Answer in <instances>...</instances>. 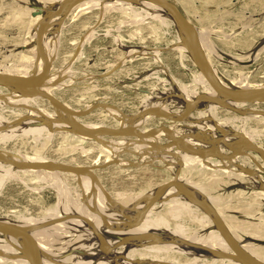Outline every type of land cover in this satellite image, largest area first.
<instances>
[{"label":"rangeland","instance_id":"obj_1","mask_svg":"<svg viewBox=\"0 0 264 264\" xmlns=\"http://www.w3.org/2000/svg\"><path fill=\"white\" fill-rule=\"evenodd\" d=\"M60 1L0 0V70L10 69L9 71L15 72V75L17 72L14 65H18L20 68H25L24 65H27L32 72L35 54L34 51H31L30 46L36 29V27L34 28L36 23L33 16L53 8ZM169 1L176 4L191 23L202 32L206 41L208 40L209 46L205 50L209 56L208 61L222 81L233 83L236 81V86L237 81L239 82L241 79L240 82H244L241 87L244 88L264 86V0ZM112 3L106 7H104L105 4L95 5L96 7L93 6L90 9L87 6V11L83 4L80 5L82 9L85 8V12L81 9L79 12L76 10L67 18L60 30L55 29L48 37H51L50 44L49 41H45L49 46H46L47 49H45L46 44L44 42V50L51 65L48 79L43 85L45 89L43 86L42 89L51 92L50 94L74 111H84L95 104L116 107V109L98 108L92 113L75 118L81 127L86 126L83 127L86 129H94L95 126V129L119 128L121 125L123 126V123H125L124 127L132 126L134 123V127H132L138 132H142L143 130L148 131L165 126L172 133L183 134L184 136H181L186 141L189 139V142L193 140V144L204 143L207 147L212 145L210 143L212 140L218 141L215 139H220L221 136L228 142H237L241 141L237 139L238 136L245 135L244 137L247 138V135H250L248 137L250 139L247 138L248 141L251 140L250 142L264 147V124L260 123V120L258 121L253 116L239 114L234 110H221L217 106L191 110L188 116L180 122H171L152 115L138 118L134 122H128L122 118L124 115L132 117L150 108L162 110L172 116H179L184 111V102L194 99L195 95L193 94L196 91L200 92L198 90L200 85L196 78V68L189 54H186L185 45H182L177 31L168 19L164 21L165 25L163 26L159 21L160 18L152 15L154 14L152 5H149L151 9L145 10L148 11L145 14L143 6L139 4L125 8L118 5L114 6ZM41 67L40 62L37 69ZM3 93L4 98L0 97V138L2 139L0 140V151L11 154L14 156V160H18H16L17 162H26L25 157H41L47 162L51 160L49 162L54 161L59 164L90 170L98 182L97 185L92 184L89 178L91 189L92 187L96 188V193L103 197L98 189V185H100L110 199L117 194H120L123 199H128L127 202H132V204L128 205V209L124 208L127 212H131L136 206H139L141 204L139 202L143 200L145 202L149 192L170 187L171 184L169 183L175 180L176 176L178 180L183 179L182 184L186 187L199 189L196 193L201 197L203 196L202 198L205 196L215 198V207L220 212L224 223L240 227L239 236L242 240L257 236L252 242L259 245L260 250L263 251L264 197L256 189L259 186L257 183L259 181L246 175L240 176L237 171L234 172L229 168L219 170L217 167L219 163L212 161H209L210 165L207 163H202L203 166L188 163L184 167L180 160L169 159L173 157L171 154H164L169 157L168 159L165 158L166 156L162 157L163 155L159 158L157 153L147 149L140 151L134 148L132 144L133 140H136L135 138L108 136L91 139L73 132L71 134L64 127L65 125L57 119V110L47 101L41 98H32L27 101L23 98V103H19L18 100L21 96L18 94L7 91V89H4ZM9 96L13 98H11L13 101L9 99ZM5 98L9 100H4ZM25 101L26 103H24ZM243 106V108H252L264 112V102L257 104L253 102ZM42 115H48V117L45 118ZM60 116L64 117L63 114ZM48 118H52V120L49 121ZM4 124L8 127H4ZM160 134H157L152 141L166 142V139ZM191 135L204 136L201 139L196 136L190 139ZM96 138L100 141L98 140V142ZM222 138L221 140H223ZM120 139L127 142L121 143L122 145L119 143L118 148L117 140ZM112 141L117 142L116 146ZM221 142L223 143V141ZM108 146L110 149H107ZM112 146L117 147V150L113 151V154H118L117 158H111L108 155ZM123 147H127V149L121 150ZM217 147L222 149L221 146ZM228 147L234 148L235 146ZM225 151L228 150L225 149ZM239 159L247 161V169L256 168L249 158ZM258 162H260L259 159ZM11 177L12 179L9 177L10 179H6L0 186V220L21 224L24 228H28L30 233L41 234L47 231L43 227H46L47 222L53 223V215L51 214L53 209L62 210L61 208H63L64 210L67 207L64 204L75 206L79 203L80 209L72 215L73 217L63 213L65 216L62 217L63 215L59 214L61 218L59 217L57 221L63 222L66 218L69 221L76 217V221L81 219L87 225H67V220H65L66 224L62 223L64 225H61L64 228L59 226L56 230L52 229L55 230L56 235L53 236V233L47 234L46 232L39 237L44 239L40 240L45 248L50 251V257L56 259L55 261L52 258L55 264H83L82 262L87 261L80 260V257L85 256L87 258L93 255L95 249L90 245L92 241L89 239V233L92 231L96 235L98 231L93 228L95 226L92 225L91 216H94V219L96 216L95 220L99 219L101 222L106 219L104 223L106 222V226L110 227L108 230H114L111 224L113 217H108L97 210L93 198H89L91 193H87L79 186L75 177L63 175L61 180L64 181V184L62 183L58 188L57 185L51 187L50 181H46V184L43 182L45 179L37 178L35 174L15 175V177L11 175ZM57 189L60 193L65 192L62 195L66 199V201L64 200L66 203L58 204L57 194L59 192ZM175 200L171 196L165 197L156 204L155 210L150 212L151 216L149 215L150 220L153 217L155 220L158 216L163 218L168 226L167 229L161 227L154 229L153 226H149L146 231H149V228L152 230L148 233L143 229L142 212L134 213L133 218L124 217V214L119 213L121 219L125 218L124 224H122L124 229L137 230L142 228V230H138L140 231L138 237L136 234H132L127 240L128 242H138L136 247H131V250L134 251L133 261L131 259L125 260L127 262L125 264L140 263V257L137 253L139 251L144 252L150 246L148 241L150 242L152 239L155 230L156 232L166 230L165 233H168L175 227L181 226L189 232L199 235L210 230L207 224L199 220L202 212L195 211L192 207V212H180ZM137 203L138 205H136ZM116 204L120 208L124 206ZM97 217L99 218L97 219ZM154 220L150 223L157 221ZM70 221L76 222L75 220ZM104 226H102V230L106 228ZM135 226L139 227L136 229ZM66 227L71 235L66 233ZM50 232L53 231L50 230ZM86 233L89 235L87 236ZM244 234L246 235L244 236ZM62 235H66L68 238ZM82 235L86 236L87 239L83 240L84 236ZM143 235L145 239L142 238ZM140 240L142 243L139 245ZM176 240L178 241V239ZM185 240L187 241L185 242ZM87 242L88 244H86ZM179 242L191 247L188 244L190 242L189 237L179 239ZM170 243L171 241L160 244ZM8 245L14 249L12 245ZM83 245L88 248H82ZM99 251L102 252V250ZM228 251L230 253L224 255L233 254L230 249ZM177 258V264H184L192 256L177 254ZM61 259L62 262H60ZM86 260L91 261L88 264L95 263L93 260ZM210 260L207 258V261ZM75 261L80 263H72ZM197 261L198 264L202 263L201 259ZM142 263L161 264L158 261H142ZM0 264L17 263L10 258L6 260L0 258ZM162 264L176 263L162 262Z\"/></svg>","mask_w":264,"mask_h":264},{"label":"bare ground","instance_id":"obj_2","mask_svg":"<svg viewBox=\"0 0 264 264\" xmlns=\"http://www.w3.org/2000/svg\"><path fill=\"white\" fill-rule=\"evenodd\" d=\"M96 2V3H95ZM112 2H116V3H112ZM88 3V4H87ZM110 3H112V5L114 4V6H116V5H118V6H121V7H125V8H131V6L132 5H137V4H139V5H141V6H143V9H144V11L145 10H147V9H151V7L149 6V5H152V4H150V3H147V2H139V3H137V4H129V3H122V2H117V1H104L103 2V0H89V1H84V2H82V3H80V4H78L75 8H74V10H72V12H71V14H73L76 10H78V12H79V10L81 9L82 11H84L85 12V10L87 11V8L89 7V9L90 8H92L93 6L94 7H96V6H99V5H101V4H105L104 5V7H106L108 4H110ZM143 3H145V4H143ZM83 4V6H85V10L84 9H82L81 7H80V5H82ZM148 4V5H147ZM58 5V2H57V4L53 7V8H50L49 10H53L56 6ZM96 5V6H95ZM88 6V7H87ZM153 7L152 8H154V10H153V12H154V14H152V15H155V17H157V18H160V22H161V24L164 26L165 24H164V21L165 20H167L168 19V21L169 22H171L172 24H173V26H174V28H175V30L177 31V34L179 35V38L181 39V41H182V45L184 46L185 45V50L187 51V48H186V43H185V40H184V38L182 37V35L180 34V32L178 31V29H177V27L175 26V24L173 23V21H172V19H171V17H170V15L168 14V12L166 11V10H164V9H162V8H159V7H157V6H155V5H152ZM48 11V10H47ZM81 12V11H80ZM147 12L148 11H145V14H147ZM82 13V12H81ZM42 14V13H41ZM41 14H38V15H35V16H33L34 17V19L33 20H35V26H34V28L37 26V24L39 23V21L41 20V17H42V15ZM70 14V15H71ZM78 14V13H77ZM143 17H145V16H143ZM55 21H58L57 19L55 20ZM38 22V23H37ZM55 28L56 27H52L51 28V30L52 31H54L55 30ZM196 28V27H195ZM36 30V29H35ZM35 30H34V34H33V37H32V44H31V46H30V49H31V51H34V35H35ZM198 32H199V30L196 28V33L198 34ZM201 32H199V34H200ZM198 34V35H199ZM49 35L50 34H47L45 37H44V42L47 40V41H49V40H51V37L50 38H48L49 37ZM203 36V35H202ZM203 39H205L204 37H203ZM202 39V40H203ZM44 42H43V46H44ZM208 42V40L206 41V42H204L205 44L202 46L203 47V49H205V47L208 49V46H209V42ZM45 49H47L46 48V46L47 47H49L48 45H47V43L45 42ZM49 44H50V41H49ZM52 48V47H51ZM51 48H49V49H51ZM181 48V47H180ZM183 49V48H182ZM186 54H188V51H187V53ZM51 57V56H50ZM51 59V58H50ZM55 59V58H54ZM25 60V59H24ZM49 61V60H48ZM41 62V60L39 61V63ZM50 62V61H49ZM39 63H38V65H39ZM41 64H42V62H41ZM38 65L36 66V69H37V67H38ZM50 65H51V63H50ZM3 66V65H2ZM24 66H26L25 68H20V67H18V65L16 66V65H14V67L16 68V72H17V74H15V75H18V76H25V75H29L30 74V72H31V70H29V67L27 66V65H24ZM23 66V67H24ZM42 68V67H41ZM41 68H39V69H37V71L39 72L40 70H41ZM12 69V68H11ZM10 70V69H9ZM8 69H1L0 70V73H4V74H12V75H14V73H12L11 71H9ZM213 70V72H214V75L216 76V78L218 79V81L220 82V83H222L224 86H226V87H228V88H230V89H244V87H241L243 84L242 83H244V82H240L241 81V79H240V81L238 82L237 81V83H236V86H235V82L233 83V82H226V81H222V79L217 75V73L215 72V70L214 69H212ZM196 71V78L198 79L197 81H198V83H199V91L201 92V94H207V95H214L213 94V92L211 91V89L209 88V86H208V84L206 83V81L204 80V78L200 75V73L197 71V70H195ZM49 76V75H48ZM48 79V78H47ZM47 81V80H46ZM49 81V80H48ZM228 81H232V80H228ZM45 83L46 82H44V84H42L40 87L42 88V86L43 85H45ZM52 85V84H51ZM198 85V84H197ZM238 85H239V87H238ZM247 85V84H246ZM260 87H263V86H260ZM43 88H44V86H43ZM255 88V87H254ZM6 90L7 89V91H11L10 89H8V88H5V87H2V86H0V97H3L4 95V93H3V90ZM45 89V88H44ZM47 91V90H46ZM48 92V91H47ZM200 92H198V91H196L195 92V94H193V95H195L194 96V98L197 96V95H199L200 94ZM10 93V92H9ZM15 93V92H14ZM51 93V92H50ZM10 94H12V93H10ZM15 94H17V93H15ZM12 95H14V94H12ZM11 96V95H10ZM9 96V99H11L12 97H10ZM16 97H17V95H15ZM15 97V98H16ZM191 97H193V96H191ZM4 98V97H3ZM8 98H5L4 100H9ZM13 99V98H12ZM11 99V100H12ZM18 99H19V96H18ZM26 98H24V100H25ZM32 99V98H31ZM58 99V98H57ZM2 100V99H1ZM14 100H17V99H14ZM23 98L21 97L20 98V100H18V102L20 103V102H22L23 103ZM30 100V99H29ZM13 101V100H12ZM27 101H28V99H27ZM32 101V100H31ZM254 102V104L255 103H262V102H264V99L263 100H256V101H253ZM253 102H251V103H253ZM1 103H2V101H1ZM24 103H26V101L24 102ZM28 103V102H27ZM250 104V103H249ZM4 105V104H3ZM51 105V104H50ZM95 105H98V104H95ZM236 105H241V104H238V103H232V102H224L223 104H220V105H217V104H214V103H209V102H201V103H199L198 105H196V106H194L191 110H193V111H195V110H198V109H201V108H206L207 106H217V107H219L221 110H225V111H228V109L229 110H234V111H236L237 113H239V114H241V112H239L236 108H235V106ZM243 105H245V104H243ZM52 106V105H51ZM94 105H92L91 107H93ZM53 107V106H52ZM91 107H89V108H91ZM53 108H55V107H53ZM88 108V109H89ZM98 108H109V107H98ZM98 108H96V109H98ZM56 110H57V108H55ZM88 109H86V110H88ZM95 109V110H96ZM113 109V108H112ZM150 109H153V110H155V111H162V110H158V109H155V108H150ZM86 110H84V111H86ZM94 110V111H95ZM93 112V111H92ZM92 112H90V113H92ZM163 112V111H162ZM58 113V112H57ZM61 115L63 114V113H61V112H59ZM117 113H119V112H117ZM190 113V112H189ZM188 113V114H189ZM60 114L58 115V114H56V116H57V119L59 120V122L61 123V119H63L64 117H65V115L63 114V116L64 117H61L60 116ZM120 114V113H119ZM149 115V114H148ZM42 116H44V115H42ZM60 116V117H59ZM121 117H122V115H120ZM144 116H146V115H144ZM144 116H142V117H144ZM188 116V115H187ZM45 118H47L48 117V115H46V116H44ZM129 117V116H128ZM261 117V116H260ZM260 117H258V118H260ZM38 118V117H37ZM56 118V117H55ZM54 118V119H55ZM75 118H80V117H74L73 119H74V122L78 125V126H80L76 121H75ZM122 118H124V119H126V116L124 115V117H122ZM121 118V119H122ZM139 118H141V117H139ZM52 120V118H48V120L49 121H51ZM53 119V120H54ZM56 119V120H57ZM120 119V118H119ZM138 119V118H137ZM136 119V120H137ZM1 120L3 121V119L1 118ZM33 120V119H32ZM128 122H131L129 119H126ZM125 120V121H126ZM260 121V123H263L264 124V118H263V116H262V118L261 119H259ZM141 121V120H140ZM26 122V121H25ZM32 122V121H31ZM114 122V121H113ZM118 122V121H117ZM171 122H173V121H171ZM180 122V121H179ZM54 123V122H53ZM61 124H63V125H65L64 123H61ZM120 124V123H119ZM124 124L125 123H123V126L121 125V127H124ZM133 125V127H134V123H132ZM138 124V123H137ZM174 124V123H173ZM176 124V123H175ZM5 125V124H4ZM3 125V126H4ZM131 125V124H130ZM136 125V124H135ZM177 125V124H176ZM175 125V126H176ZM8 127V125H5L4 127ZM21 126V125H20ZM131 126V127H132ZM178 126V125H177ZM59 127V126H58ZM61 127V126H60ZM59 127V128H60ZM64 127H66V130H68V131H70L71 132V134H72V132L73 131H71L70 130V128L67 126V125H65ZM81 127V126H80ZM83 127H86V126H82V128ZM96 127V126H95ZM95 127H94V129H95ZM99 127V126H98ZM127 127V126H126ZM132 127V129H134L136 132H138L135 128H133ZM24 128V127H23ZM27 128H28V126H27ZM89 128H90V126H89ZM138 128V127H137ZM62 129V128H61ZM84 129H86V128H84ZM92 129V128H91ZM98 129V128H97ZM156 129V128H155ZM10 130V129H9ZM16 130V129H15ZM62 130H64V129H62ZM151 130V129H150ZM143 131H145V132H143ZM142 132H138V133H141V134H145V133H147L148 131H146V130H143ZM171 131V130H170ZM240 132V131H239ZM10 133V132H9ZM73 133H75V132H73ZM159 133H161L160 135H161V137H163V138H165L166 140V142L168 141V137H167V134L166 133H164V132H162V131H158V132H156L154 135H156L157 136V134H159ZM5 134V133H4ZM77 134V133H76ZM79 135V134H78ZM160 135H158V136H160ZM170 135H174L175 137H178V138H180V139H182L183 141H184V143H186L187 145H189V146H192V147H194V148H204V147H207V145H205L204 143H202V144H200V143H198V144H193L192 142H193V140H191V142H189L190 140L188 139V141H186L181 135H183V134H178L177 135V133H172V131H171V134ZM81 136V135H80ZM155 136V137H156ZM184 136V135H183ZM186 136V135H185ZM197 137V138H199L200 137V139H201V137H203L204 135H191V137H189L190 139L191 138H193V137ZM245 135H243V137H244ZM84 137V136H83ZM95 137H108V136H95ZM95 137H93L94 139H95ZM154 137V138H155ZM248 137H250V135H247V138ZM74 138V137H73ZM118 138H120V137H118ZM121 138H131V137H121ZM221 138H222V136H221ZM221 138L220 139H215V140H218V141H213L212 140V142H210L212 145H210V146H215V147H217V146H221L222 147V149H220L219 147H217V148H219L220 150H222V151H225V149L226 150H231V149H233V148H229L228 146H235L234 148H236V147H240V146H243L244 145V142L243 141H237V142H233V141H231V142H228V141H226V140H224L223 138V140H221ZM80 139V138H79ZM92 139V138H91ZM93 139V140H94ZM116 139V138H115ZM136 140H133V147L134 148H136V149H138V150H140V151H144L145 149H147L148 151H150V152H153V153H157V156L160 158L162 155V157H164V156H166V155H164V154H166V153H168V154H171V155H173V157H168V156H166L165 158H169V159H173V158H175V161L178 159V160H180L181 162V164L184 166H187V164L188 163H196V164H199V165H202L203 166V164L202 163H207V164H209V161H212V162H217V163H219L218 164V166L217 167H219L218 169L219 170H223L224 168H229V170L230 169H232V170H234V172L235 171H237L238 173H239V175L240 176H244V175H246V176H249V178H254V180H257V181H260V182H257L258 183V185L260 186V184L259 183H261V186L259 187L258 185V187H256V189H258L259 190V194L260 195H262V197H264V173L261 171V170H259L255 165V167L259 170V171H261V172H259L256 168H254L253 170V174L252 175H247V174H245V173H243L242 171H240V170H237V169H235V168H233V167H231V166H229V164H228V162H226V161H224V162H221V161H219V160H216V159H214V158H212V157H210V156H208L207 154H204L203 156H195V155H193V154H190V153H188V152H183V151H181V150H179L178 148H176V147H167V148H164V149H160V148H156V147H152V146H149V145H147V144H144V143H142L139 139H137V138H135ZM152 139L153 138H146L145 139V141H146V143H156L157 145H160V144H163V143H166V142H157V140H156V142H154V141H152ZM159 139V138H158ZM195 139V138H194ZM207 140H208V138H206ZM237 139H238V137H237ZM248 139H250V138H248ZM0 140H2L1 138H0ZM96 140H97V138H96ZM99 140V139H98ZM97 140V141H98ZM209 140H211L210 138H209ZM219 140H221V141H223V143L221 142V141H219ZM232 140H234V139H232ZM100 141V140H99ZM98 141V142H99ZM160 141V140H159ZM163 141V140H162ZM197 141V140H196ZM198 141H199V139H198ZM202 141V140H201ZM204 141V140H203ZM202 141V142H203ZM251 141V140H250ZM113 143H114V141H112ZM118 142V143H117ZM117 142L115 141V146H116V143H117V145L120 143H125V142H127V141H125V140H122V139H120V140H117ZM194 142H195V140H194ZM205 142V141H204ZM208 142V143H209ZM113 143H112V145H113ZM207 143V142H206ZM254 143V142H253ZM122 145V144H121ZM127 145V144H126ZM131 145V144H130ZM228 145V146H227ZM106 146V145H105ZM111 146V145H110ZM110 146H108V148L107 149H110L109 147ZM114 146V145H113ZM112 146V148H111V150H110V153L108 154L109 155V157H111V158H117V153H114L113 154V151H115V149L117 148H115V147H113ZM124 146V145H123ZM209 146V145H208ZM258 147H260V148H262V149H264V147L263 146H260V145H257ZM122 147V146H121ZM113 148H114V150H113ZM118 148H119V145H118ZM123 149H127V147H123L121 150H123ZM117 150V149H116ZM108 151V150H107ZM106 151V152H107ZM103 152V151H102ZM112 153V154H111ZM105 154V153H104ZM144 154V153H143ZM167 154V155H168ZM0 155H2V159H0V186L2 185V183L7 179H12V177H11V175L12 176H14L15 177V175H26V174H35L36 176H37V178H43V179H45V181H43L42 179H39V180H42L43 182H45L46 183V181H50V184H48V185H50L51 187H54V185H57V188H58V186L59 185H62V183L64 184V181H62L61 180V177H63V175H70V176H73V177H75V180H76V182L79 184V186H81L87 193H91V197H89V198H93L92 200L94 201V205H95V207L97 208V210H99L100 211V213H103L104 215H106V216H108V217H113V219H112V223L109 221V224L111 223L112 224V226L114 227L113 229L114 230H108V228H110V227H108V225L106 226V222L104 223V221L106 220H104V219H102V220H104L103 222H101V221H99V217H97V219L98 220H95L96 219V216H95V219H94V216H91V218L92 219H94V220H92L91 219V222H92V225L93 226H95V227H93L92 225H90V226H92L94 229L96 228L97 230L96 231H98V232H96V235L91 231L92 230V228H91V232L89 233V234H87V236L89 235L90 237H89V239L92 241V244L90 243V245H92L93 247H94V249H95V251H94V253H93V255L92 254H90V255H92L91 257L90 256H88L87 258L85 257V256H82V257H80V260H82V261H87V262H82L83 264H88V263H91V261H89V260H86V259H90V260H93V262L95 261V263H93V264H125V263H127V262H125V260H130L131 259V261H133V257H134V251L133 250H131V247H133V246H137V242L138 241H136V242H134V241H130V242H128L127 240H128V238H129V236L130 235H132V234H136V236L138 237V233L140 232V231H138L140 228H138V227H136V229L137 230H126V229H124V227L122 226V224H124V219H121L120 218V216H121V214H119V213H122V214H124L123 216L125 217V216H128V218L129 217H132L133 218V215H134V213H138V212H141L142 210H143V208L146 206V204H147V200L144 202V200L143 201H141V202H139V203H141L139 206H136V208H134L133 210L131 209V207H130V209L132 210L131 212H127V211H125V209L124 208H129L128 207V205H131L132 204V202H130V203H128L127 202V200L126 199H123L122 198V196L119 194H117V195H114V198H112V199H110L109 198V196L107 195V193L104 191V193L107 195V197H105L104 196V194L102 193V190H100V187H99V185H98V189L100 190V192H101V194L103 195V197H100L97 193H96V188H93L92 187V189H91V187L89 186V182L90 181H88L89 180V178H90V180H91V182H92V184H95V185H97L98 184V182H97V178L90 172V170H87V169H85V168H83V167H79V168H81L82 170L80 171V172H76V173H72V172H68V171H62V170H57V169H48V170H43V169H17V168H14V167H11V166H9V165H7V164H5L4 163V161L3 160H7V161H12V162H14V163H18V164H22V165H32V164H44V163H53V164H56V165H61V164H59V163H57V162H49V161H51V160H49L48 162L45 160V159H43V158H41V157H36V158H24L25 159V161L26 162H22V163H20V162H17L16 160H14V156H12L11 154H8V153H4L2 150L0 151ZM160 155V156H159ZM37 156V155H36ZM253 158H255L257 161H258V157L255 155V154H253L252 153V155H251ZM156 157V156H155ZM18 158V157H17ZM158 158V159H159ZM165 158H163V160L165 159ZM245 158H248V157H245ZM19 159V158H18ZM21 159V158H20ZM23 159V160H24ZM149 159H151V158H149ZM177 160V161H178ZM164 161H166V159L164 160ZM109 162V161H108ZM234 163H237V164H239V165H241L242 167H244V168H246L247 167V161H245L244 159H239V158H236L235 160H234ZM178 164H179V162H178ZM211 164V163H210ZM209 164V165H210ZM216 163H214V165H215ZM253 164V163H252ZM65 165V164H64ZM89 166V165H88ZM180 166V165H179ZM182 166V167H183ZM184 166V167H185ZM216 166V165H215ZM76 167H78V166H76ZM93 167H95V166H93ZM92 167V168H93ZM181 167V166H180ZM216 167V168H217ZM125 168V167H124ZM93 171V170H92ZM228 172V171H227ZM237 172H236V174H237ZM254 172H255V174H254ZM255 175V176H254ZM32 176V175H31ZM254 176V177H253ZM10 177V178H9ZM13 177V178H14ZM19 177V176H18ZM232 177V176H231ZM177 177L175 176V180H173V181H171V183H173V182H177V184L180 186V187H182V188H185V189H188L189 191H191L194 195H196V196H198V197H200V198H202L200 195H198L196 192H198V190H196L194 187H191L192 189H190V188H188V187H186L184 184H182V180L183 179H181V180H178V179H176ZM178 178H180V177H178ZM19 179V178H18ZM17 180V179H16ZM20 180H21V178H20ZM36 180V179H35ZM185 180H187L186 178H185ZM184 180V181H185ZM41 181V182H42ZM74 181V180H73ZM24 182V181H23ZM52 182H53V184H52ZM39 183V182H38ZM171 183H169V184H171ZM47 184V183H46ZM91 184V185H92ZM191 184V183H190ZM188 185V184H187ZM253 186V185H252ZM56 187V186H55ZM63 188H65V186L63 185ZM102 188V187H101ZM103 189V188H102ZM60 190H61V187H60ZM104 190V189H103ZM156 190V189H155ZM154 190V191H155ZM57 191H58V189H57ZM56 191V193H58L57 194V198H58V204L59 203H62V202H64V203H66L65 201H66V199H64V196L62 195V193H65V192H61L60 193V191H58L57 192ZM62 191H63V189H62ZM84 191V192H85ZM154 191H151V192H149V194H148V196H151L153 193H154ZM257 191V190H256ZM67 194V193H66ZM143 195V194H142ZM141 195V196H142ZM125 196V195H124ZM167 196H171L172 197V199H176L175 201H177V203H178V210L181 212H190L191 211V207H192V209H194L195 211H200V212H202L201 210H199L192 202H190L186 197H184L182 194H180V192L177 190V188L175 187V186H173V185H171L170 187H167L163 192H162V198L157 202V203H160L161 202V200L162 199H164L165 197H167ZM261 198V197H260ZM205 201H207L215 210H216V212L219 214V215H221L220 214V212L217 210V208L215 207V205H216V202H215V198L213 199L212 197L210 198L209 196H205L204 198H203ZM263 199V198H262ZM65 200V201H64ZM74 200V199H73ZM124 200V201H123ZM135 200V199H134ZM171 200V199H170ZM174 201V200H173ZM78 203V202H77ZM116 203H118V204H122V208H120ZM135 203V202H134ZM156 203V204H157ZM81 204V203H80ZM156 204L150 209V210H148L147 212H144V213H142L141 214V219H143L144 220V223H143V226H144V228L143 229H145L144 231H146L147 229H148V227L149 226H153L154 227V229H155V227L156 228H158V227H161V228H165V229H167V225H166V223L164 222V220H163V218H161L160 216H158L157 218H155V220H159L160 221V223H158L157 221H155L153 218V220L155 221V222H153L152 224L150 223L151 221H153L152 219L150 220V212H152L153 211V209L156 207ZM64 205H67V207H65L64 208V210H63V208H61L62 210H59V208L57 209H53V212L51 213L52 215H53V217H52V221H53V223H50L51 221H50V219L48 218V220L50 221V222H47L46 223V227H43V228H45L47 231H44L43 233H41V234H33V233H31L32 234V236L34 237V239L36 240V242L38 243V246H39V248H40V252H41V255H42V260H43V264H55V262H54V260L56 261V259H54L53 257V259L50 257V251L47 249V248H45V246L43 245V243H42V241L40 240V239H42V240H44L43 238H39V237H41L44 233L46 234V232H47V234H51V233H53L52 235L54 236V234L56 235L57 233H55L54 231L57 229V228H59V226H61V225H64V224H62V223H65L66 224V221L65 220H67V218L63 221V222H61V221H57V220H59V217L61 216H59V214H62L63 216L62 217H64L65 215L63 214V213H65L66 215H74L75 214V212H78L79 211V203H78V205H77V207H76V205L75 206H73V204H64ZM81 205H83V204H81ZM136 205H138V203L136 204ZM160 205V204H159ZM170 208V207H169ZM173 208V207H172ZM174 209V208H173ZM82 210H83V208H82ZM155 210V209H154ZM175 210H177V209H175ZM84 211V210H83ZM98 211V212H99ZM176 212V211H175ZM192 212V211H191ZM91 215V214H90ZM120 215V216H119ZM150 215V216H149ZM175 215V214H174ZM202 216H201V218L199 219L200 221H202L203 223H205V224H207L208 225V228L210 229L207 233L205 232H203L204 234H201V235H199V234H193V233H191V232H189L188 230H186V229H184V228H182L181 226H177V227H175V229H172V230H170L168 233H165V231L163 232H161V231H157L156 232V230H155V232L152 234L153 236L151 237L152 239L150 240V242L148 241V243L150 244V246L148 247V248H146V250L144 251V252H138L137 254H138V256L140 257L139 258V262L140 263H138V264H143L142 263V261H146V262H148V261H151V262H154V261H158V262H161V264H162V262H172V263H178V258H177V254H186V255H188V257H191L192 256V258H188V260L184 263V264H198L197 262V260H199V259H201L202 260V263L201 264H243L242 262H238V261H232V260H226V259H221V258H218V257H216L215 255H212V254H210V253H208V252H205V251H202V250H199V249H196V248H193V247H188L187 245L185 246V245H182V243L180 244V242H179V239H184V238H186V237H189V243H195V244H198V245H202V246H204V247H208L209 249H212V250H214L216 253H222V254H225V253H228L229 251V249H228V247H227V244H226V242H225V240L220 236V234L216 231V229L214 228V225L212 224V221H211V218L208 216V215H206L205 213H203L202 212V214H201ZM71 216H69V217H71ZM136 216H138V215H136ZM175 216H177V215H175ZM68 217V219H70ZM73 217V216H72ZM82 217V216H81ZM179 217V216H178ZM61 218V217H60ZM86 218V217H85ZM132 218H130V220H132ZM134 218H135V216H134ZM220 218L222 219V217L220 216ZM84 219V218H83ZM111 219V218H110ZM139 219V218H138ZM56 220V221H55ZM61 220V219H60ZM70 220H75L76 221V217H75V219L74 218H71ZM68 221L67 220V225L69 224V225H71L72 224V226L74 225V224H79V225H81V226H85V225H87V224H85L84 222H82L81 221V219L78 221H76L75 223H72L71 221ZM133 220H135V219H133ZM150 220V221H149ZM1 221V220H0ZM47 221V220H46ZM54 221H55V223H54ZM140 221V220H139ZM222 221L224 222V220L222 219ZM3 222H5V221H3ZM57 222V223H56ZM71 222V223H70ZM74 222V221H73ZM128 222V221H127ZM126 222V223H127ZM135 222V221H134ZM6 223H8V222H6ZM10 223V222H9ZM50 223V224H49ZM104 223V224H103ZM150 223V224H149ZM10 224H13L12 222L10 223ZM47 224H49L48 226H47ZM110 224V225H111ZM224 224H226L225 226H226V228L228 229V231L230 232V234L233 236V238L238 242V244L240 245V247L248 254V255H250L251 257H253L255 260H258V261H260V262H262V263H264V249H263V251H261L260 249V246L259 245H256V244H254L253 242H252V240L254 239V238H256L257 236H254V238H248V239H244V240H242V238H241V236H239V234H240V227H238V226H235V225H231V224H227V223H224ZM13 225H16V226H20V227H22V228H24V226H22L21 224H17V223H14ZM103 225H105L106 226V228H107V230H106V228L105 229H101L102 228V226ZM104 226V227H105ZM67 227H69V226H67ZM65 228L66 230L68 229V228ZM142 227V226H141ZM60 228H64V227H60ZM147 228V229H146ZM25 230H27L28 232L30 231L28 228H24ZM52 229H55V230H52ZM85 229V228H84ZM150 230L149 231H146V232H151V228H149ZM53 231V232H50L49 233V231ZM70 230V229H69ZM71 230H73V229H71ZM140 230H142V228L140 229ZM200 230V229H199ZM77 232V231H76ZM95 232V231H94ZM30 233V232H29ZM65 233V232H64ZM66 233H69L70 234V232L67 230V232ZM74 233V232H73ZM141 233H143V231H141ZM148 233H146V234H148ZM144 234V233H143ZM71 235V234H70ZM81 235V234H80ZM79 235V236H80ZM140 235V234H139ZM246 234H244V236H245ZM44 236H46V235H44ZM51 236V235H50ZM52 236V237H53ZM62 236H64V237H67L66 235H62ZM69 236V235H68ZM82 236H84V235H82ZM101 236V237H100ZM142 236V235H141ZM249 236V235H248ZM72 237V236H71ZM131 237V236H130ZM182 237V238H181ZM57 238V237H56ZM61 238V237H60ZM68 238V237H67ZM76 238H78V237H76ZM85 238H86V236H84L83 237V240H85ZM98 238V239H97ZM142 238H144V235H143V237ZM141 238V239H142ZM149 238V237H148ZM247 238V237H246ZM80 239V238H79ZM87 239V238H86ZM137 239V238H136ZM145 239V238H144ZM176 239H178V241L176 240ZM72 240V239H71ZM77 240V239H76ZM133 240H134V238H133ZM176 240V241H175ZM78 242H79V240H77ZM90 241V242H91ZM142 240H140L139 241V245L142 243L141 242ZM171 241V243L170 244H160V243H162V242H170ZM182 241V240H181ZM185 241H187V240H185ZM49 242V241H48ZM51 242V241H50ZM53 242H54V240H53ZM67 242H68V240H67ZM71 243H74V242H71ZM84 244H85V241L83 242ZM145 243H146V241H145ZM8 244H10V245H12L13 247H14V249H12ZM86 244H88V242L86 243ZM147 244V243H146ZM76 245V244H75ZM135 246V247H136ZM82 247V246H81ZM80 247V248H81ZM84 247H86V246H84L83 245V247L82 248H84ZM53 248V247H52ZM86 248H88V247H86ZM75 249V248H74ZM78 249V248H77ZM143 249V248H142ZM92 250V249H91ZM99 250H102V252H100ZM73 251V250H72ZM137 252V251H136ZM86 253H88V252H86ZM230 253V252H229ZM62 254V253H61ZM52 255V254H51ZM59 255V254H58ZM82 255V254H81ZM87 255H89V253L87 254ZM79 256V255H78ZM64 257V256H63ZM63 257H61V258H63ZM0 258H4L5 260L6 259H8V258H10L11 260H13V261H15L17 264H28L27 262H26V260L23 258V256H22V253H21V248H20V241H19V239H16V238H10V237H7V236H4V235H2V234H0ZM66 258V257H65ZM79 258V257H78ZM137 258V257H136ZM207 258H210L211 260L210 261H207ZM58 260V259H57ZM59 260H60V258H59ZM63 260H64V258H63ZM73 260H75V259H73ZM135 260V259H134ZM65 261V260H64ZM70 261V260H69ZM68 261V262H69ZM89 261V262H88ZM57 262H59V261H57ZM60 262H62V259H61V261ZM77 262H79V261H77ZM76 261L75 262H72V263H77ZM71 263V262H70ZM80 263V262H79ZM156 263V262H155ZM60 264H62V263H60ZM78 264V263H77ZM81 264V263H80ZM145 264V263H144Z\"/></svg>","mask_w":264,"mask_h":264},{"label":"water","instance_id":"obj_3","mask_svg":"<svg viewBox=\"0 0 264 264\" xmlns=\"http://www.w3.org/2000/svg\"><path fill=\"white\" fill-rule=\"evenodd\" d=\"M89 0H61L58 5L53 10L44 11L41 15V20L36 26L35 35H34V63L32 72L30 75L18 76L12 74L0 73V86L10 89L11 91L17 93L22 98L31 99V98H41L53 107L57 108V114L63 113L65 117L61 119V123L67 125L71 131L88 138H93L95 136H109V137H131L137 138L142 143L147 144L152 147L164 149L167 147H176L183 152H188L195 156H203L207 154L208 156L219 160L221 162H228L229 166L242 171L247 175H252L253 170L242 167L241 165L234 163L236 158H245L248 157L253 165H255L259 170L264 173V149L258 147L256 144L248 141L247 138L243 136H238V139L244 142L243 146L233 148L231 150L222 151L215 146H208L204 148H194L187 145L184 141L174 135H170L171 131L165 126L158 127L156 129H151L145 134H141L132 129L131 126L119 127V128H98V129H84L78 126L74 122V117H82L90 112L94 111L98 107H109L116 109L114 106L110 105H94L86 111H74L68 108L64 103H62L55 96L42 89L40 86L46 82L49 72H50V63L46 51L44 50L43 42L44 37L47 34H52L54 31L51 30L52 27H56V30H60L63 27L64 22L70 16L74 8L84 2ZM103 1H117L122 3L137 4L139 2H147L152 5H155L159 8H162L168 12L173 23L177 27L178 31L185 40L186 48L189 54V57L195 66L196 70L204 78L209 88L214 95L199 94L191 101L184 102V111L179 116H172L162 111H155L153 109H146L141 113L134 115L132 117L126 116V119H129L131 122H134L137 118L144 115H152L156 118L165 119L168 121L179 122L184 120L191 109L198 105L201 102H209L217 105L223 104L224 102H232L238 104H248L256 100L264 99V87H255V88H244V89H230L224 86L218 81L212 67L206 58V55L203 53L196 33L195 26L191 21L182 13V11L171 1L169 0H103ZM58 21H55V20ZM42 62V68L38 72L36 66L39 61ZM162 131L167 134L168 141L166 143L157 145L156 143H146V138H154L156 132ZM255 154L259 161L253 158L250 154ZM0 155V159H2ZM5 164L17 168V169H57L62 171H68L72 173L80 172L82 169L79 167H73L69 165H56L53 163H44V164H32V165H22L14 163L12 161L3 160ZM260 182V181H259ZM261 186V183H259ZM175 186L177 190L186 197L190 202H192L199 210L208 215L211 218L212 224L220 236L225 240L228 249L232 251V255H224L222 253H216L214 250L198 245L195 243L188 244L196 249L208 252L212 255L219 256L218 258L238 261L243 264H264L258 260H255L253 257L248 255L238 244V242L230 234L226 226L224 225L222 219L215 211V209L203 198H200L194 195L188 189L180 187L177 182L171 183ZM170 185V186H171ZM100 190L105 197L107 195L104 193V190L99 185ZM166 188L156 189L151 196L146 198L147 204L141 211L142 213L150 210L161 198L162 192ZM0 234L16 238L20 241V248L23 258L28 264H43L42 255L38 243L34 239L31 233L20 226H16L10 223L0 221ZM186 242V241H185Z\"/></svg>","mask_w":264,"mask_h":264},{"label":"crops","instance_id":"obj_4","mask_svg":"<svg viewBox=\"0 0 264 264\" xmlns=\"http://www.w3.org/2000/svg\"><path fill=\"white\" fill-rule=\"evenodd\" d=\"M176 5V4H175ZM177 6V5H176ZM178 7V6H177ZM184 14V13H183ZM185 15V14H184ZM186 16V15H185ZM32 30V29H31ZM199 32H200V30H199ZM199 32H198V34H199ZM30 33H31V31H30ZM29 33V34H30ZM197 34V37H198V42H199V45H200V47H201V49H202V51H203V53L208 57H206L207 59H209V56H208V54H206V51L205 50H207V48L205 47V49H203V45L205 44L204 42H206V39H203V37L205 38V36L202 34V32L198 35ZM203 35V36H202ZM203 39V40H202ZM264 87V86H263ZM255 104H257V103H255ZM244 106H243V104H241V105H236L235 106V108L239 111V112H241V114L242 115H249V116H253V117H256L257 119H258V121H259V119H261L262 118V116H263V118H264V112H260V111H257V110H254V109H250V108H243ZM261 113V115H260V113ZM258 113V114H257ZM261 116V117H260ZM258 117H260V118H258ZM216 211V210H215ZM219 215V214H218ZM220 216V215H219ZM224 223V222H223ZM225 225V224H224Z\"/></svg>","mask_w":264,"mask_h":264}]
</instances>
